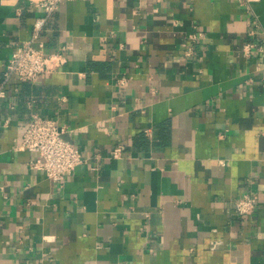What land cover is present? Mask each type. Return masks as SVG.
Here are the masks:
<instances>
[{"label": "crops", "instance_id": "obj_1", "mask_svg": "<svg viewBox=\"0 0 264 264\" xmlns=\"http://www.w3.org/2000/svg\"><path fill=\"white\" fill-rule=\"evenodd\" d=\"M35 1L0 0V81ZM42 33L65 63L0 96V264H264V0H65ZM34 112L82 152L62 180Z\"/></svg>", "mask_w": 264, "mask_h": 264}, {"label": "built area", "instance_id": "obj_2", "mask_svg": "<svg viewBox=\"0 0 264 264\" xmlns=\"http://www.w3.org/2000/svg\"><path fill=\"white\" fill-rule=\"evenodd\" d=\"M62 1L65 0L33 2L43 13L34 18L28 37L17 41L10 56L2 63L3 77L0 81V96L5 94L4 86L13 77L33 81L40 74H49L65 63V46L62 45L58 49L49 51L45 48L42 36L47 15L57 9ZM254 20L255 26H258V20ZM201 34L202 32L192 34L191 38H197L196 36ZM262 44H264V37H262ZM253 45V42H246L243 45L244 51L248 52ZM64 131L65 127L55 118L34 112L17 143L18 148L27 149L36 154L30 160V165L43 170L47 177L56 181L62 180L83 161L79 147L64 136ZM145 133L150 135L151 130L145 128ZM121 150V145L117 144L111 149V154L116 156ZM256 207L257 200L250 193H244L234 199L233 209L236 214H249L256 210Z\"/></svg>", "mask_w": 264, "mask_h": 264}]
</instances>
